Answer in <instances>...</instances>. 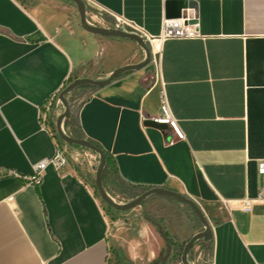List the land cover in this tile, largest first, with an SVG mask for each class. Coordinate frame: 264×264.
Instances as JSON below:
<instances>
[{
	"label": "crops",
	"instance_id": "obj_1",
	"mask_svg": "<svg viewBox=\"0 0 264 264\" xmlns=\"http://www.w3.org/2000/svg\"><path fill=\"white\" fill-rule=\"evenodd\" d=\"M80 1L85 16L105 10L154 38L166 15L192 13L201 37L148 44L144 68L81 86L62 129L100 148L109 162L103 181L132 188L131 199L166 189L195 202L211 230L202 238L210 264H264V0ZM138 49L86 30L71 0H0V264H107L110 247L129 264H149L164 249L143 213L154 218L150 205L165 196L150 195L113 222L90 171L72 162L47 167L36 187L2 176L30 175L53 155L55 139L38 123L50 96L71 79L103 81L140 64ZM162 95L182 139L151 121ZM164 223L177 241L194 231Z\"/></svg>",
	"mask_w": 264,
	"mask_h": 264
},
{
	"label": "built area",
	"instance_id": "obj_2",
	"mask_svg": "<svg viewBox=\"0 0 264 264\" xmlns=\"http://www.w3.org/2000/svg\"><path fill=\"white\" fill-rule=\"evenodd\" d=\"M100 12V13H99ZM107 13L105 10H100L88 16L86 14V22L89 26L103 28L109 31H120L124 33L134 34L144 40L146 44H150L151 41L156 40L159 43L167 39H196L200 38L198 32V25L195 22V18L192 13H187L179 18L167 19L164 18L161 22V31L159 36L150 37L141 28L135 25L133 22L117 16L111 13H107L110 20L104 19L101 13ZM155 71L158 70V62L153 61ZM62 102L59 99V94H53L38 110V123L41 130L47 131L52 134L54 141L53 155L48 158L37 162L31 166L32 173L30 175H20L12 170H5L2 172V176H13L22 179L26 184L31 186H38L43 178L44 171L47 167H52L56 172H59L68 162H72L77 167H82L84 162L89 165L91 160L95 157L90 155L88 150L71 146L64 143L56 134L55 125L54 128L49 129L51 126L49 111L51 108L54 112L62 108ZM154 124L167 125L178 139H182L183 135L177 125V122L172 118L162 95L161 114L157 117L151 118ZM63 133H65L63 131ZM83 169V168H81Z\"/></svg>",
	"mask_w": 264,
	"mask_h": 264
},
{
	"label": "rangeland",
	"instance_id": "obj_3",
	"mask_svg": "<svg viewBox=\"0 0 264 264\" xmlns=\"http://www.w3.org/2000/svg\"><path fill=\"white\" fill-rule=\"evenodd\" d=\"M87 14L88 16L92 15L94 12L87 8ZM139 53L142 58H144L145 52L144 50L139 47ZM74 80H70L68 84L73 82ZM67 84V85H68ZM81 89V87H78ZM74 89L72 90L66 97L67 102H75L76 100H79L80 96V89ZM50 112V119L52 120L54 118V110L51 108L49 109ZM53 121V120H52ZM51 127L54 128L51 122ZM63 131L66 135L70 134L63 128ZM74 133V132H73ZM70 137H74L77 134H73ZM77 137V136H76ZM78 138V137H77ZM90 155L94 156L95 159L91 160L89 162V165L84 162V165L81 167L84 170L90 171V179L89 182L91 184V187L95 189V194L98 197V199L103 203V206L105 208L106 215L112 219L113 222L120 219L119 217V210H116L115 208L111 207L110 205L106 204L100 195L98 194L96 185H95V172L96 168L98 167V155L92 151H88ZM80 168V167H79ZM102 188L104 192L113 200L116 204H126L134 200L133 197L135 195V192L132 188L116 183L114 181H101ZM144 191H138V195L142 194ZM154 196V195H153ZM150 196L149 199H144L143 202H147L155 197ZM156 196V195H155ZM163 201L158 204L150 205L152 207L153 211L155 212V217L153 218L149 212H144L143 216L146 215L147 217L154 220L156 223L161 225L164 230L169 232V234L173 233L175 235L176 239H179V233L174 232L173 230H170L164 223V219L167 221L168 225L176 226L179 224L186 226H189L190 229H194V231L190 234V236L185 237L181 241H177L173 239L172 236H170V245L167 248V252L164 257L163 264H183L182 258L185 256V261L187 264H210V248L209 244H205L202 241V238L197 239L192 246L187 250L186 254H184V248L188 240L194 236L195 234L201 233L204 231L203 224L198 220V218L195 216V214L192 212V210L185 204H182L181 202H178L172 198L164 197L162 199ZM161 216V217H158ZM114 230L113 224H111V231ZM107 264H129L125 259L119 254L118 250L110 247L109 249V255L107 258Z\"/></svg>",
	"mask_w": 264,
	"mask_h": 264
},
{
	"label": "water",
	"instance_id": "obj_4",
	"mask_svg": "<svg viewBox=\"0 0 264 264\" xmlns=\"http://www.w3.org/2000/svg\"><path fill=\"white\" fill-rule=\"evenodd\" d=\"M71 1L75 4L77 11H78V14H79V17H80V20H81V24L86 30H88L89 32H91L93 34L100 35L103 37H115V38H123V39L131 40V41L135 42L139 47H141L144 50L145 59L140 64L125 66V67H122V68H119V69L113 71L110 74V76L106 80H103V81L92 80L90 78H82V79H75L73 82L68 84L59 94V99L62 102L64 111L56 119V122H55L56 134L64 143L71 145V146L80 147V148L86 149L88 151H92L98 155L99 162H98V167L96 168V172H95V185H96L97 191H98L100 197L102 198V200L106 204L115 208L116 210H119L121 212L130 210V209L140 205V203L147 196H150V195L165 196L168 198H172L178 202H181L182 204L187 205L192 210V212L195 214V216L198 218V220L203 224L204 231L201 233L195 234L194 236H192L188 240V242L186 243L185 248H184V254H186L187 250L192 246V244L197 239L204 238L205 240H209L211 237V230H210V227L207 223V220L205 219V216H204L202 210L199 208V206L195 202H193L192 200L184 197L183 195H180V194L173 192V191H169L166 189H151V190H147V191L143 192L142 194L137 196L134 200H132L129 203L119 204V205L114 203L113 200L104 192V190L102 188L101 174H102V170H103L104 165H105V157H104V154L102 153V151L99 150L97 147H95L93 144H91L87 140L80 139V138H72V137L66 135L65 133H63L62 124H61L62 120L67 119L70 115L66 96L72 90H74L78 87L84 86V85H91L93 87L105 86V85L109 84L112 80L116 79L118 76H120L124 72L133 71V70H140V69L144 68L149 63V60H150L149 46H148V44H146L144 42V40L142 38H140L139 36L134 35V34L124 33V32H120V31H109V30H105V29L100 28V27L89 26L86 22L85 8H84L83 3L80 0H71ZM180 9H186V7H184V6L180 7ZM165 18H167V15L165 16ZM167 19H169V18H167ZM182 262H183V264H187L185 261V256L182 258Z\"/></svg>",
	"mask_w": 264,
	"mask_h": 264
},
{
	"label": "trees",
	"instance_id": "obj_5",
	"mask_svg": "<svg viewBox=\"0 0 264 264\" xmlns=\"http://www.w3.org/2000/svg\"><path fill=\"white\" fill-rule=\"evenodd\" d=\"M83 87L94 88L91 85H84ZM90 143L93 144L92 142H90ZM93 145L100 150V148L98 146H96L95 144H93ZM104 157H105V165H104V168H103L102 174H101V180L102 181L104 179V174L106 172V169L108 168V163H109L105 154H104ZM144 219L147 222H149L153 227H155V229L157 230V233L159 234V236L161 237V239L164 242V249L161 250V252L159 253V256L155 260L150 262L149 264H163V261H164L163 259L165 257L166 252H167V248L170 245V237H169L168 233L163 229V227L161 225H159L158 223H156L154 220L147 217L146 215H144Z\"/></svg>",
	"mask_w": 264,
	"mask_h": 264
},
{
	"label": "bare ground",
	"instance_id": "obj_6",
	"mask_svg": "<svg viewBox=\"0 0 264 264\" xmlns=\"http://www.w3.org/2000/svg\"><path fill=\"white\" fill-rule=\"evenodd\" d=\"M150 44H151V47H152V44H153V46H155V47H159V42L156 41V40L151 41Z\"/></svg>",
	"mask_w": 264,
	"mask_h": 264
}]
</instances>
